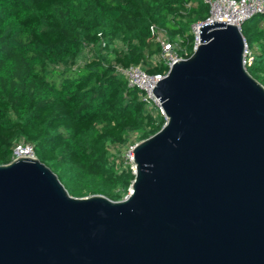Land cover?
I'll return each mask as SVG.
<instances>
[{"label": "water", "instance_id": "95a60500", "mask_svg": "<svg viewBox=\"0 0 264 264\" xmlns=\"http://www.w3.org/2000/svg\"><path fill=\"white\" fill-rule=\"evenodd\" d=\"M151 90L121 200L77 197L38 157L0 165V264H264V85L239 28L203 25Z\"/></svg>", "mask_w": 264, "mask_h": 264}, {"label": "trees", "instance_id": "16d2710c", "mask_svg": "<svg viewBox=\"0 0 264 264\" xmlns=\"http://www.w3.org/2000/svg\"><path fill=\"white\" fill-rule=\"evenodd\" d=\"M209 14L204 0H0V165L30 143L71 195L123 199L135 178L126 152L166 119L119 69L166 72L151 26L186 58L191 25ZM241 32L264 85V14Z\"/></svg>", "mask_w": 264, "mask_h": 264}, {"label": "built area", "instance_id": "2783aa9c", "mask_svg": "<svg viewBox=\"0 0 264 264\" xmlns=\"http://www.w3.org/2000/svg\"><path fill=\"white\" fill-rule=\"evenodd\" d=\"M209 5L210 14L206 20L194 22L191 25V31L194 36V49L199 44V31L203 25L213 23L215 21L225 22L236 25L241 31L242 24L257 14H264V0H204ZM151 30L155 33L156 40L162 48V56L167 65V71L162 73L150 74L139 65H131L126 68H120V72L125 76L130 85L136 86L142 93L143 100L162 116L165 112L162 108V101L159 102L151 92L152 88L163 79L170 68L180 59L184 57L180 55L177 49L178 43L165 37L163 30H158L155 25L151 26ZM254 55L246 44L244 52V66L248 69L253 64ZM18 157L36 158V150L33 144L19 142L13 148L12 160ZM125 159L131 164L133 172H135V163L133 157V147L125 154Z\"/></svg>", "mask_w": 264, "mask_h": 264}, {"label": "rangeland", "instance_id": "374dc122", "mask_svg": "<svg viewBox=\"0 0 264 264\" xmlns=\"http://www.w3.org/2000/svg\"><path fill=\"white\" fill-rule=\"evenodd\" d=\"M130 189H131V186H130V188H129V192H130ZM129 192H128V193H129ZM127 195H128V194H127ZM127 195H126V196H127ZM126 196H125V197H126Z\"/></svg>", "mask_w": 264, "mask_h": 264}]
</instances>
